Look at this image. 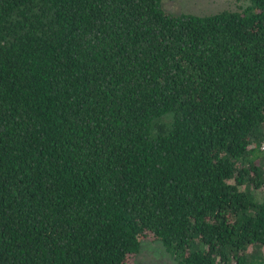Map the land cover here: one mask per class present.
Wrapping results in <instances>:
<instances>
[{
    "label": "trees",
    "instance_id": "obj_1",
    "mask_svg": "<svg viewBox=\"0 0 264 264\" xmlns=\"http://www.w3.org/2000/svg\"><path fill=\"white\" fill-rule=\"evenodd\" d=\"M0 0V264H264V0Z\"/></svg>",
    "mask_w": 264,
    "mask_h": 264
},
{
    "label": "rangeland",
    "instance_id": "obj_2",
    "mask_svg": "<svg viewBox=\"0 0 264 264\" xmlns=\"http://www.w3.org/2000/svg\"><path fill=\"white\" fill-rule=\"evenodd\" d=\"M166 8L175 12H188L200 15L223 10H239L245 0H163ZM264 146V144H262ZM133 264H179L166 251L161 241L151 238L142 242L141 250Z\"/></svg>",
    "mask_w": 264,
    "mask_h": 264
}]
</instances>
